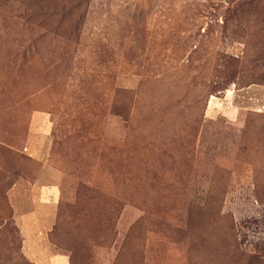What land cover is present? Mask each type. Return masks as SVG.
Wrapping results in <instances>:
<instances>
[{
  "label": "rangeland",
  "instance_id": "obj_1",
  "mask_svg": "<svg viewBox=\"0 0 264 264\" xmlns=\"http://www.w3.org/2000/svg\"><path fill=\"white\" fill-rule=\"evenodd\" d=\"M264 264V0H0V264Z\"/></svg>",
  "mask_w": 264,
  "mask_h": 264
},
{
  "label": "crops",
  "instance_id": "obj_2",
  "mask_svg": "<svg viewBox=\"0 0 264 264\" xmlns=\"http://www.w3.org/2000/svg\"><path fill=\"white\" fill-rule=\"evenodd\" d=\"M39 264V263H37ZM46 264H69L68 258L64 254H53L48 256Z\"/></svg>",
  "mask_w": 264,
  "mask_h": 264
}]
</instances>
